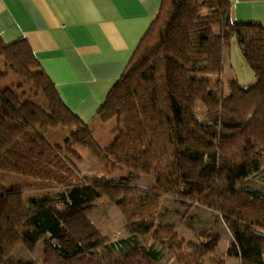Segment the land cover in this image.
<instances>
[{
	"label": "trees",
	"instance_id": "obj_1",
	"mask_svg": "<svg viewBox=\"0 0 264 264\" xmlns=\"http://www.w3.org/2000/svg\"><path fill=\"white\" fill-rule=\"evenodd\" d=\"M232 36L258 78L249 87L230 81L224 97L220 80L209 77L223 71ZM9 77L20 82L16 91L41 94L47 110L3 86ZM95 118L116 119L105 150L63 104L27 41L0 38V174L39 184L6 187L0 180V264H160L164 251L178 264H225L205 262L204 232L197 249L184 250L176 230L163 225L166 199L208 211L228 232L227 253L234 251L238 264H264V195L246 185L264 156V24L233 22L229 0H161ZM56 130L64 133L62 146L45 135ZM74 148L127 175L81 173ZM141 174L154 179L153 188L138 186ZM50 184L54 195L25 198ZM101 198L120 211L128 237L109 243L87 221ZM64 238L70 248L55 244ZM41 241V263L14 258L19 244L32 252Z\"/></svg>",
	"mask_w": 264,
	"mask_h": 264
},
{
	"label": "crops",
	"instance_id": "obj_2",
	"mask_svg": "<svg viewBox=\"0 0 264 264\" xmlns=\"http://www.w3.org/2000/svg\"><path fill=\"white\" fill-rule=\"evenodd\" d=\"M161 0H0V38L26 40L63 104L105 146L96 113L150 26ZM236 23L264 24V0H229ZM104 128V129H103Z\"/></svg>",
	"mask_w": 264,
	"mask_h": 264
},
{
	"label": "rangeland",
	"instance_id": "obj_3",
	"mask_svg": "<svg viewBox=\"0 0 264 264\" xmlns=\"http://www.w3.org/2000/svg\"><path fill=\"white\" fill-rule=\"evenodd\" d=\"M222 63L223 71L221 74L210 76L209 78H217L220 80L224 97L228 95V83L230 81H235L242 87H249L253 85L258 78V75L245 63L234 36L229 38L223 49ZM19 83L20 82L16 79L9 77L3 86L11 87L17 96L21 97V95H24L25 98L30 99V101L37 107L47 110V103L45 99L41 94L36 96V92L33 89L25 86L23 87L22 92L16 91V87ZM97 122L102 127L108 125L111 126L109 127L112 137L111 142L105 146L95 140L94 131H92L89 127L93 141L99 146V148L105 150L114 140L113 130L116 127V119L111 120L107 124H102L98 119ZM63 134L64 133L61 130H56L47 131L45 135L52 145L62 146ZM73 150L80 157V160L75 163L76 168L83 174L106 175L108 178L115 179H120L127 175V173L122 170H111L109 167L105 168L104 166L98 164L97 160L93 158L92 155H89L86 150L79 148H74ZM0 180L6 187H12L20 184H24L25 187H36L39 185L37 181L18 177L12 174H0ZM246 185L248 188L256 190L260 194L264 195V156H262L261 168L258 172L246 179ZM138 186L142 188H153L154 179L147 174H141ZM53 187L54 186L50 184V188H48L47 191L32 189L26 194L25 198H27V200L37 198L46 193H48V196H52L56 191ZM3 202L4 200L0 199V208ZM94 205V209L87 213L85 217L102 237L107 238L109 243H116V241L128 237V233L124 229V221L120 211L108 199L101 198L97 200ZM163 207L164 209L170 210V215L165 217L163 225H169L176 230L179 238L183 239L184 243H186V245H184L185 251L187 250V252H190L191 248H193V250L197 249L198 245L201 243L198 238L201 237V234L204 232L203 239H206L204 241L207 242V247L204 249L205 262H208L210 258L217 257L224 259L225 264H238V257L235 252L231 251L230 253H227L230 247V237L228 232L221 223H215L212 215L208 211L196 207L191 208L183 204L175 205L168 199L163 202ZM189 223L194 226L195 231H192L188 227ZM55 244L70 248L72 246V240L70 238L59 239L56 240ZM44 245V242L41 241L36 245L32 252H29L25 247H23V245L19 244L15 248L13 256L16 260L30 263H41L44 259ZM188 246L189 249L186 248ZM115 256H118V254L115 253ZM160 264L178 263L176 262L173 254L168 251H164L163 259Z\"/></svg>",
	"mask_w": 264,
	"mask_h": 264
}]
</instances>
